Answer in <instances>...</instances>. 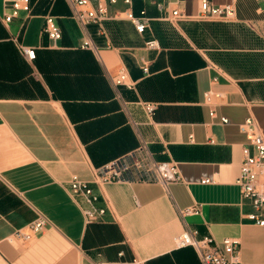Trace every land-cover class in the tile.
I'll use <instances>...</instances> for the list:
<instances>
[{
	"label": "crops",
	"instance_id": "1",
	"mask_svg": "<svg viewBox=\"0 0 264 264\" xmlns=\"http://www.w3.org/2000/svg\"><path fill=\"white\" fill-rule=\"evenodd\" d=\"M99 1L108 15L126 8L123 0H90L93 7ZM131 1L135 15L144 10L151 18L150 30L138 35L126 20H105L107 48L91 25L100 48L94 55L80 48L81 33L64 0H31V14L8 26L0 0V264H94L117 260L119 253L144 264H201L191 248L172 243L183 229L179 211L193 205L200 213L185 222L199 237L236 238L244 263L264 264V227L245 219L251 207L234 185L246 144L238 125L252 117L264 137V63H253L255 53H264L257 36L263 34L264 0H209L232 3L231 22L193 19L199 0H180L190 18L177 24L153 4L167 0ZM46 15L61 30L55 45L43 31ZM209 26L221 32L210 34ZM152 38L159 50L144 48ZM14 39L35 49L33 61L20 54ZM139 57L149 61V74L140 69ZM120 66L135 81L134 90L117 89L125 107L109 81ZM214 76L212 87L224 98L210 119L202 94ZM140 101L158 103L152 119ZM220 117L229 123L221 124ZM137 132L156 160L177 165L181 181L168 193L156 183L99 185V205L106 203L108 211L85 225L67 194L69 178L91 182L95 169L137 147ZM37 214L49 225L32 241H3Z\"/></svg>",
	"mask_w": 264,
	"mask_h": 264
},
{
	"label": "built area",
	"instance_id": "2",
	"mask_svg": "<svg viewBox=\"0 0 264 264\" xmlns=\"http://www.w3.org/2000/svg\"><path fill=\"white\" fill-rule=\"evenodd\" d=\"M70 8V16L76 23L82 37L80 48L88 50L94 55H99L100 48L94 43L89 30L91 25L97 27V35L106 38L103 29L105 20L123 19L128 21L138 35H142L145 30H150L151 18L146 16V12L141 10L138 15L132 11V1L123 0L126 8L122 12H115L108 15L106 6L99 1L95 7L90 0H64ZM114 4L116 0H107ZM180 0H167V3L153 2L156 9L162 13L166 11L164 19L172 24L188 19L179 8ZM174 8H170V5ZM3 13L1 21L8 26L20 14L29 16L32 11L31 0H3ZM193 19L213 20L221 22H231L236 18L235 8L232 3L215 6L209 0H199L198 12ZM43 31L46 33L52 45H55L61 38V30L55 18L51 15L44 16ZM16 47L21 55L28 61L35 58V49L25 46L14 39ZM107 48L111 45L106 38ZM146 50H159L158 41L154 38L144 42ZM139 67L146 75L149 74V61L144 57L138 58ZM217 77L210 78V85L202 94V104L208 108L210 119L216 118V108L224 98V94L212 87L217 82ZM111 86L116 92V96L125 107L118 94V87L124 86L129 90L135 89V81L130 79L125 67H118L116 73L109 76ZM140 105L148 119H152L158 108V103L140 101ZM223 125L229 123L226 117H220ZM135 127L137 124L132 123ZM238 130L245 136L246 144L241 147V159L239 173L234 180V185L238 188L241 201L251 207V211L245 214V219L259 227H264V137L260 132L257 122L252 118H246L238 125ZM138 145L133 150L109 161L94 170L91 182L80 179L77 175H71L68 181L67 194L70 199L79 207L83 223L85 225L100 221L108 211L106 203L99 205L101 197L95 187L112 182H127L149 184L156 183L168 193L169 185L181 181L177 165L171 161L156 160L149 148V144L138 134ZM191 141V136H190ZM201 183L209 184V179H202ZM200 213V206L193 205L179 211V216L183 222L182 231L172 238L173 247L181 249L191 248L201 264H247L244 263L240 255L239 240L232 237H225L216 241L212 236L199 237L197 230L190 228L185 222V217ZM49 225L48 220L41 214H37L35 219L27 225L13 230L4 237L3 241L8 244H24L37 237L45 227ZM94 264H144L143 261L133 259L126 261L119 253L118 259L113 261L98 260Z\"/></svg>",
	"mask_w": 264,
	"mask_h": 264
},
{
	"label": "rangeland",
	"instance_id": "3",
	"mask_svg": "<svg viewBox=\"0 0 264 264\" xmlns=\"http://www.w3.org/2000/svg\"><path fill=\"white\" fill-rule=\"evenodd\" d=\"M261 30H263L261 33H263V34H261V35H259V34H257L256 32H255V34H257V36L258 37H260L262 40H263V42H264V28L263 29H261ZM216 31H220L221 32V29L219 28V29H216L214 26H209V27H207V32L209 33L210 32V34H215L216 33ZM196 34V33H195ZM201 41L203 42V43H205L206 41H205V35H202V37H201ZM255 55H259V59H254V61H253V63H254V66L257 64V66H258V63H261V62H263L264 63V56H262V55H264V53H255Z\"/></svg>",
	"mask_w": 264,
	"mask_h": 264
}]
</instances>
